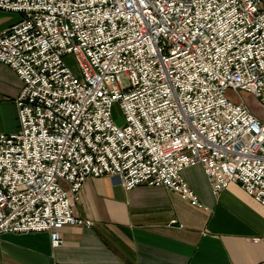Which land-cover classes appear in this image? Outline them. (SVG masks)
I'll use <instances>...</instances> for the list:
<instances>
[{
  "label": "built area",
  "instance_id": "2783aa9c",
  "mask_svg": "<svg viewBox=\"0 0 264 264\" xmlns=\"http://www.w3.org/2000/svg\"><path fill=\"white\" fill-rule=\"evenodd\" d=\"M0 10L19 15L0 31V63L21 82L17 130L0 133V234L46 232L57 247L63 226L90 224L71 203L102 175L200 208L180 176L196 164L212 194L235 183L264 208V119L239 96L264 107V0H0Z\"/></svg>",
  "mask_w": 264,
  "mask_h": 264
},
{
  "label": "crops",
  "instance_id": "0c3cea01",
  "mask_svg": "<svg viewBox=\"0 0 264 264\" xmlns=\"http://www.w3.org/2000/svg\"><path fill=\"white\" fill-rule=\"evenodd\" d=\"M18 19L0 10V31ZM20 87L0 63V133L17 130ZM180 176L200 208L162 186L125 190L113 177H89L71 203L89 225L63 226L55 248L46 232L1 233L0 264H264V208L235 183L212 194L200 165Z\"/></svg>",
  "mask_w": 264,
  "mask_h": 264
},
{
  "label": "rangeland",
  "instance_id": "374dc122",
  "mask_svg": "<svg viewBox=\"0 0 264 264\" xmlns=\"http://www.w3.org/2000/svg\"><path fill=\"white\" fill-rule=\"evenodd\" d=\"M63 61L72 73L77 74V67L71 54L65 55L63 57ZM227 96L231 100L237 98L230 92H227ZM239 96L245 102V104L248 106V108L252 111L253 114L264 119V107L259 105L251 94L241 91L239 92ZM111 118L117 125H121L123 123L122 114L116 103H114L111 107Z\"/></svg>",
  "mask_w": 264,
  "mask_h": 264
}]
</instances>
